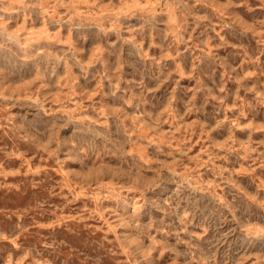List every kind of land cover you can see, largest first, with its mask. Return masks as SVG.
<instances>
[{"label":"rangeland","instance_id":"374dc122","mask_svg":"<svg viewBox=\"0 0 264 264\" xmlns=\"http://www.w3.org/2000/svg\"><path fill=\"white\" fill-rule=\"evenodd\" d=\"M0 264H264V0H0Z\"/></svg>","mask_w":264,"mask_h":264}]
</instances>
